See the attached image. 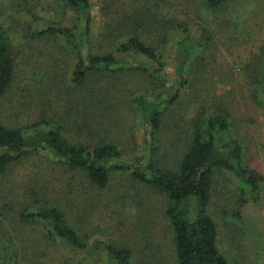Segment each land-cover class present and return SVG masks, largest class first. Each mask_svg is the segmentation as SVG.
<instances>
[{"label": "rangeland", "instance_id": "374dc122", "mask_svg": "<svg viewBox=\"0 0 264 264\" xmlns=\"http://www.w3.org/2000/svg\"><path fill=\"white\" fill-rule=\"evenodd\" d=\"M142 9L154 17L139 28L153 38L167 63L161 80L155 83L139 72L93 74L78 89L71 83L77 55L59 38L33 40L31 34L51 25L83 30L82 17L62 0H0V27L15 58L13 84L0 100V122L25 133L58 125L68 140L85 146L113 143L125 163L146 171L149 162L177 165L194 123L227 114L244 162L262 181L256 201L244 194L248 201L241 206L233 175L216 173L208 214L228 264H264V94L257 70L264 47V0H231L217 11L206 10L202 0H91L92 42L89 36L82 50L115 52L120 38L136 29V21H125ZM183 39L200 47L178 75L176 51ZM179 76L183 86H177ZM173 92L178 99L162 105L160 131L153 138L133 100L157 101L156 95L166 100ZM44 204L60 208L88 243L128 249L130 264H176L164 194L136 181L132 170L111 174L100 189L44 153L0 173V264L3 245L14 264L77 263L78 256L46 226L20 217ZM183 206L192 211L195 203Z\"/></svg>", "mask_w": 264, "mask_h": 264}, {"label": "trees", "instance_id": "16d2710c", "mask_svg": "<svg viewBox=\"0 0 264 264\" xmlns=\"http://www.w3.org/2000/svg\"><path fill=\"white\" fill-rule=\"evenodd\" d=\"M230 1L202 0V5L206 10L217 11ZM62 2L69 10L82 17L83 30L51 25L35 31L31 38H59L77 55L71 78V83L76 88L81 89L93 74L139 72L155 83L161 80L160 76L167 66L163 51L156 46L155 41H151L153 38L148 39L139 28L140 24L148 20L151 24V18L154 16L142 9L134 15L135 19L128 17L125 23L132 25L133 21H136V29H130L120 38L123 40L116 45L115 52L111 48L108 50V47L102 53L93 47L84 52L82 46L88 43L91 35V0ZM90 38L92 42V37ZM199 47L188 39L178 43L176 53L181 64L177 69L178 75L182 73V67L189 55ZM257 70L264 94V47L261 49ZM14 77L15 58L11 42L8 33L0 27V100L10 90ZM184 80L183 76H179L176 79L177 86H183ZM169 96L166 100L160 95L155 96L157 101H148L144 97H136L133 100L153 138L160 131L162 105H166V108L172 106L178 99V92ZM46 126L33 128L25 133L0 122V173H4L13 163L38 153L50 156L69 171L81 173L92 185L100 189L107 186L111 174L132 170L136 181L164 194L169 200L164 214L172 232L176 264H228L218 248L216 224L208 214L214 176L216 173L233 175V182L240 188L241 206L248 201V198H244L246 195L256 201L262 176L244 162L241 144L229 133L227 114L194 123L195 130L177 165L159 167L155 162H149L146 171L133 169L130 164L125 163L122 152L113 143L103 142L96 146L73 143L63 135V127L49 124ZM191 200L195 203L192 211L183 206ZM20 217L31 224L46 226L54 239L59 240L61 245L78 256L76 264H130L132 254L128 249L99 240L88 243L87 238L70 225L64 213L56 206L44 204L35 212H21ZM2 247L5 254L2 264H9V260L12 261L10 264H14V258L10 259L9 256V248L5 245Z\"/></svg>", "mask_w": 264, "mask_h": 264}]
</instances>
